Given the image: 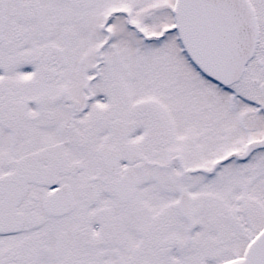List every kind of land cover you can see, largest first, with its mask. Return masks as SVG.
Returning <instances> with one entry per match:
<instances>
[{"label":"snow or ice","instance_id":"6c2138e0","mask_svg":"<svg viewBox=\"0 0 264 264\" xmlns=\"http://www.w3.org/2000/svg\"><path fill=\"white\" fill-rule=\"evenodd\" d=\"M0 264H264V0H0Z\"/></svg>","mask_w":264,"mask_h":264}]
</instances>
